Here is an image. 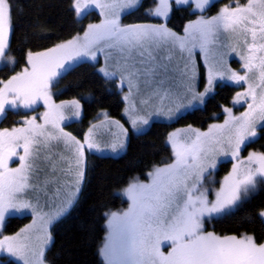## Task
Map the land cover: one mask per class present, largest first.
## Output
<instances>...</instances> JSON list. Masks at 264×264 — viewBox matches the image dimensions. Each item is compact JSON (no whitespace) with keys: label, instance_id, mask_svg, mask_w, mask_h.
<instances>
[{"label":"snow or ice","instance_id":"1","mask_svg":"<svg viewBox=\"0 0 264 264\" xmlns=\"http://www.w3.org/2000/svg\"><path fill=\"white\" fill-rule=\"evenodd\" d=\"M174 3L194 4L191 10L196 19L184 26L183 35L166 24L172 0H158L147 12L165 22L134 24L122 23V16L141 0H73L77 17L95 8L100 22L46 50L28 51L26 66L0 79V118L21 109L26 117L23 126L0 129V228L6 219L28 213L33 217L15 235L0 238V253L14 258L15 264H45L50 226L78 203L86 150L102 153L107 148L113 154L126 150L128 129L119 121H111L118 131L109 127L113 137L109 143L98 142L97 124L81 142L61 127L68 115H80V102L53 100L52 88L60 78L82 63L95 66L100 57L104 66L99 72L105 80L119 79L122 87L126 85V115L136 133H144L142 126H150L153 118L173 121L197 103L204 104L217 79L247 84L234 103L250 101L239 116L225 108L224 123L212 124L207 131L189 125L169 133L171 159L154 165L147 182L130 179L123 189L128 208L105 214L106 235L99 249L103 264H264V242L254 235H218L205 227L234 212L264 185V153L240 158L245 141L257 135V124L264 128V0L243 4L236 0L235 6H224L212 16L206 11L213 0ZM11 15V0H0V61L7 58L14 71L15 60L6 51ZM232 38H238L237 45L243 44L238 55L244 74L227 65L229 50L237 51L229 43ZM197 53L207 69L203 92L197 90ZM253 72L255 81L250 79ZM40 103L47 110L27 118ZM68 109L71 112L66 115ZM107 120L105 113L101 124ZM61 144L70 156L61 154L59 159L66 163L57 167L54 149ZM219 155L230 156L235 163L217 188L211 178ZM14 158L18 167L9 166ZM260 217L264 219V211Z\"/></svg>","mask_w":264,"mask_h":264},{"label":"trees","instance_id":"2","mask_svg":"<svg viewBox=\"0 0 264 264\" xmlns=\"http://www.w3.org/2000/svg\"><path fill=\"white\" fill-rule=\"evenodd\" d=\"M228 0L213 3L206 15L218 12ZM12 34L9 44L10 54L16 61L13 67L0 69V79H8L26 66L28 51H43L55 44L83 33L92 22L100 20L95 11L78 18L72 8L73 0H11ZM245 3L246 0H239ZM157 0H142L136 10L125 14L124 24L162 23V18L147 14ZM193 7L172 5L167 26L182 34L184 26L196 18ZM54 88L60 99L78 98L82 103L83 118L80 122L66 125L73 136L84 138L100 111H106L115 119L125 121V102L114 81H106L96 69V65L86 62L65 74L55 83ZM237 87L218 85L216 92L207 99L203 107L185 113L181 118L169 123L153 121L144 133H130L126 151L118 157L100 156L88 153L86 175L78 203L51 227L53 243L44 257L47 264H103L99 249L106 235V213L122 211L128 202L120 194L130 179L147 178L154 165H162L171 159V149L167 144L169 133L177 128L191 125L207 129L215 121L224 117L223 107L230 106ZM20 113L8 111L0 120V128H11L19 123ZM264 153V128L259 136L245 147L248 151ZM231 164L223 163L219 176L227 172ZM264 185L242 201L231 214L216 218L207 224V229L218 235L251 234L257 241L264 242ZM30 217H14L7 220L4 227L7 234L15 233L29 221ZM1 264H15V261L1 257Z\"/></svg>","mask_w":264,"mask_h":264},{"label":"rangeland","instance_id":"3","mask_svg":"<svg viewBox=\"0 0 264 264\" xmlns=\"http://www.w3.org/2000/svg\"><path fill=\"white\" fill-rule=\"evenodd\" d=\"M216 1H219V0H213V3L216 2ZM141 2H142V0H141ZM157 3H158V0H157ZM235 3H236V0H228V2L226 1V2L222 5V7L227 6V5L235 6ZM240 3H241V2H240ZM173 4H175V3H174V0H172V5H173ZM241 4H243V3H241ZM176 6H177V5H176ZM182 6H183V5H182ZM188 6H190V5H188ZM191 6L194 7V4L191 5ZM178 7H181V6H178ZM222 7H221V8H222ZM134 10H136V9L131 10V12L134 11ZM91 11H95L96 13L99 14V10H98V9H95V8H89V9H86V10H85V13L82 14L80 17H84L85 15L89 14V12H91ZM218 12H219V11H218ZM218 12L214 13V15H216ZM125 14H127V12H126ZM125 14H123L122 18L125 16ZM99 15H100V14H99ZM169 15H170V14H169ZM207 16H209V15H207ZM80 17H78V18H80ZM101 19H102V17L100 16V20H101ZM195 19H196V18H195ZM100 20H99V21H96V22H92V23H99ZM193 20H194V19H193ZM167 27H168V26H167ZM11 28H12V25H11ZM170 29H172V28L170 27ZM12 30H13V28H12ZM172 30H173V29H172ZM11 34H12V32H11ZM178 34H180V33H178ZM81 35H82V33H81ZM181 35H183V32H182ZM226 35H229V34H226ZM10 37H11V35H10ZM237 39H238V38H232V39L229 40V43H230L231 45H236V46H237V51H236V52H232V51L229 50V54L227 55L226 60H227V65H228L229 68H231V70L236 71V72H238V73H240V74H244L245 70H244L243 67H242L243 61L240 59V56L238 55V53L241 52V51H243L244 49H243V44H242V43H240L239 45H237ZM10 41H11V39H9V44H10ZM6 51H7L8 56H11V57H12V55L10 54V50H9V48H8ZM15 63H16V61H15ZM89 63H91V62H89ZM91 64H92V63H91ZM4 66L13 67L12 64H10V63L7 62V58H5V60H3V61H0V69L4 68ZM103 66H104V61H103V58L100 57V58H99V62L96 64V69L99 71V68H100V67H103ZM196 67H197V73H198V75H197V90L200 91V92H203V91H204V88H205V86H206V83H207V69H206V66H205L204 60H203V58L199 55V53H197V56H196ZM20 71H21V70H20ZM18 72H19V71H18ZM99 73H100V72H99ZM100 74H101V73H100ZM101 75H102V74H101ZM102 76H103V75H102ZM255 77H256V73H255V72H253L252 74H250V79H252L253 81H255ZM114 82H115V84H116V86H117V90H119V92L121 93V97H122L123 101L125 102V100H124V95H125L126 92H127L126 85H125L124 87H122L121 84H120L119 79H116ZM218 85H233V86H236L238 90H237V92L235 93L234 98L232 99V101H231V103H230V106H224V107H223L224 117L222 118V120L212 122L210 125H212V124H223V123H224V120L227 118V115H228V114L224 111L225 108H230V109H232V114H233L234 116H239V115H241L244 111L247 110V103L250 102V101H248L247 99H245V100H241L240 103H234V100H235V98H236L237 93H238V92H244V91L247 90V84H243V83H241V84L237 85V84H235V83H233V82H231V81H229V80H227V79H225V80H219V79H217V80L214 82V85H213V89H212V91H211L210 93H208V94L205 96V98H204V104L207 102V99L210 98V96H212V95L216 92V90L218 89ZM52 93H53V100H54V102L57 103V104H59V103H61V102H63V101H71V100H73V99L78 100V101L80 102V100H79L78 98H73V99H60V98H58V93H57V91H56V89H55L54 87L52 88ZM80 104H81L80 115H79L78 117L68 115V119H66L65 121L62 122L61 127L64 128V131H66V132L69 133V131H67V129H66V125H68V124H72V123H74V122H80V121L82 120V118H83V114H82V103L80 102ZM204 104L200 105V104L197 103L193 108H189V109L185 110L184 113H183V115H185V113H187V112H191V111L195 110L197 107H203ZM128 107H129V104L125 102V106H124V110H123V115H124V119H125V121H123V120H121V119H115V118L111 117V116L109 115V113L106 112V111H100V112H99V115L97 116L96 120H95L94 122L91 123V126L94 125V124L100 125V126L95 130V133H96V137H97L98 142H100V143L103 145V144H105V143H109V142L113 139V137L111 136V134H110V132H109V127H111L112 131H118L117 129H115L114 125H111V121H119L121 124L124 125V127H125L126 129H128L127 143H128V141H129V138H130V135H131L130 133H131V132L134 133V134H139V133H136V132L133 131L132 126H131V123H130V120H129V117H128V115H126V108H128ZM46 110H47V109L43 106V104L40 103L39 106L37 107V110H36V111H33V112H29V113H27V118L30 119L31 116H37V117H39V116H40L44 111H46ZM7 112H8V111H7ZM7 112H6V113H7ZM12 112H14V111H12ZM70 112H71V109L66 110V115H67L68 113H70ZM15 113H17V112H15ZM19 113H20V114L17 116V117H18V121H19V123H18L17 125L13 126V127L23 126L24 119L26 118V117H25V110H24V109H21V110L19 111ZM105 113L107 114L108 120L105 121L103 124H101V121L104 120V114H105ZM5 116H6V114H5ZM5 116H4L3 118H0V120H2V119L4 120V119H5ZM153 121H162V122L165 121V122L172 123V122H174L175 120H173V121H168V120H167L166 118H164V117H161V118H159V119H157V118H153V119L150 121V126L152 125ZM38 122H42V121H38ZM262 123H264V122H262ZM210 125L208 126V128L210 127ZM91 126H90V127H91ZM150 126H142V127H144V129H145V131H146ZM11 128H12V127H11ZM11 128H8V129H11ZM186 128H188V126H186V127H182V128H177V129H186ZM193 128H194V127H193ZM208 128L205 129V130H204V129H200V128H196V129H199V130H201V131H207ZM260 128H261V125H260V123H258V124H257V135H256L255 137H250L248 140L245 141V145H243L242 148H241V154H240V158H241V159L246 160L247 156H248L250 153H253V152H255V153H262V152H260V151H256V150H254V151H251V150H250V151H248L247 153L244 152V151H245V147H246L249 143L254 142V140L259 136V134H260ZM0 129H3V128H0ZM177 129H176V130H177ZM87 132H88V130L86 131V133H87ZM86 133H85V134H86ZM70 134H71V133H70ZM71 135H72V134H71ZM74 136H75V135H74ZM84 136H85V135H84ZM75 137H76V136H75ZM76 138L79 139V140H81V142H83V139H84V138H83V139H82V138H79V137H76ZM53 143H54V145H55V142H53ZM126 149H127V146H126ZM125 151H126V150H125ZM125 151H121V152H119V154H113V153L111 152V150H110V149H107V148H106L102 153H98V152H96L95 150H86V153H85V165H84L85 175H86V164H87L86 156H87L88 153H92V154L100 155V156H114V157H118V156H120L121 154H123ZM61 154H62L64 157H66V158L70 156V153L64 151V149H63V145H62V144L59 145L58 150L54 149V155L57 157V167H59L60 165L66 163V160H60V159H59V156H60ZM217 161H218V162H217V166H216V169L213 170V176H212L211 179H212V181H214V186L218 188V187H219V183L223 180L224 176H226V175L231 171L232 166H233V164L235 163V161H233V160L231 159L230 156L225 157L224 155H219V156L217 157ZM223 163H229V164H231V166H230V168H229V170H228L227 172H225V173H223L221 176H219V175H217V174H218V171L220 170V167H221V165H222ZM9 166H10V167H18V166H19V163H18V161L16 160V158H14L12 162H10V165H9ZM42 175H43V173H42ZM84 178H85V177H84ZM147 179H148V178H146V179L143 180V181L147 182ZM62 180H63V177L61 176V181H62ZM83 183H84V181H83ZM82 186H83V185H82ZM120 194H122L123 198H124V199L128 202V204H129V201H128L127 198L123 195V190H121ZM79 195H80V193H79ZM243 201H244V200H243ZM240 203H241V202H240ZM240 203H239V204H240ZM127 208H128V207H127ZM127 208H126V209H127ZM126 209H124V210H126ZM122 211H123V210H122ZM116 212H119V211H116ZM17 217H18V218H22V217H30L29 221H28L25 225H23V226L20 228V230H21L22 228L26 227L27 225L31 224V223H32V220H33V217H32V215H31L30 213H28V214H26V215H22V216H17ZM7 220H8V219H6V222H7ZM6 222H5V225H6ZM5 225L3 226V228H0V238H2V236H4V235H9V236H11V235H15L17 232L20 231V230H19V231L15 232V233L7 234V233L5 232V229H4ZM51 226H52V225H51ZM51 226H50V228H49V232H50V234H51V241H50V243L48 244V246H47V248H46L45 255H46V252L48 251V248L52 245V243H53V239H54V238H52V233H51L52 227H51ZM205 227H206V230H207V231H210V230L207 229V224L205 225ZM215 233H216V232H215ZM216 234H217V233H216ZM164 250H165V251L167 250V245L164 246ZM3 256H5L8 260H11V261L13 260V261H15L14 258L9 257L7 253H0V264H1V260H2L1 257H3ZM44 257H45V256H44ZM101 259H102V257H101ZM45 264H47V263L45 262Z\"/></svg>","mask_w":264,"mask_h":264}]
</instances>
